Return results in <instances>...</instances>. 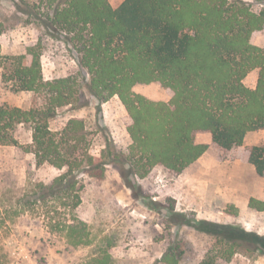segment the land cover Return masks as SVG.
Wrapping results in <instances>:
<instances>
[{
    "label": "trees",
    "instance_id": "16d2710c",
    "mask_svg": "<svg viewBox=\"0 0 264 264\" xmlns=\"http://www.w3.org/2000/svg\"><path fill=\"white\" fill-rule=\"evenodd\" d=\"M0 33L31 27L36 42L17 55L4 56L0 45L2 82L12 91L32 92L29 109L0 105V147L17 145L14 133L28 125L29 152L36 164L64 170L49 183H38L17 205L23 211L42 208L52 231L67 242L87 244V227L75 211L82 203L84 177L103 179L106 167L116 168L124 184L161 168L177 177L197 162L208 145L196 143L208 133L212 145L227 154L243 145L249 133L264 131V49L253 44L264 30V4L255 9L244 0H8ZM65 43L81 79L73 76L45 81L41 58L46 40ZM258 70L254 88L244 79ZM159 83L172 92L167 102H154L133 92L136 85ZM98 105L117 96L131 123L127 153L106 140L99 159L89 153L81 119L71 118L60 132L50 127L60 108ZM258 177L264 178V143L244 150ZM249 208L264 212V202L250 199ZM185 225H189L186 222ZM216 238L221 249L208 251L199 264L230 262L236 248L260 250L264 236L241 228L199 222L190 224ZM181 242L172 244L161 263L179 264Z\"/></svg>",
    "mask_w": 264,
    "mask_h": 264
},
{
    "label": "rangeland",
    "instance_id": "374dc122",
    "mask_svg": "<svg viewBox=\"0 0 264 264\" xmlns=\"http://www.w3.org/2000/svg\"><path fill=\"white\" fill-rule=\"evenodd\" d=\"M117 7L122 0H108ZM260 9L264 0H244ZM2 12H10V2L1 0ZM3 12V13H4ZM31 27H13L0 33L4 56L17 55L36 42ZM41 58L45 81L73 76L81 79L71 49L61 41L47 39ZM253 44L264 49V30ZM0 68V105L29 109L32 92L12 91L2 82ZM258 70L251 71L244 84L254 88ZM133 92L154 102H167L172 92L159 83L136 85ZM89 106L58 110L51 121L54 132H60L71 118L81 119L87 131L89 153L99 159L106 140L113 141L127 153L130 140L127 127L131 120L117 96L98 105L87 95ZM264 132L249 133L239 148L230 153L219 152L208 133H199L196 143L208 145L206 153L177 177L156 168L145 179L135 180L129 189L118 170L106 167L103 179L84 177L82 203L75 211L87 227V244L74 247L64 233L52 231L44 212L23 211L17 202L38 183H49L64 170L37 165L29 152L32 132L28 125L17 127V145L0 147V264H163L168 248L180 241L185 252L179 264H199L208 251L220 255L221 243L206 233L189 226L199 222L230 225L264 236V212L249 208L250 199L262 191L264 178L257 176L248 163L247 146L262 145ZM189 222V225H185ZM218 264H264L260 250L247 251L238 246L230 262Z\"/></svg>",
    "mask_w": 264,
    "mask_h": 264
},
{
    "label": "crops",
    "instance_id": "0c3cea01",
    "mask_svg": "<svg viewBox=\"0 0 264 264\" xmlns=\"http://www.w3.org/2000/svg\"><path fill=\"white\" fill-rule=\"evenodd\" d=\"M122 2V1H121ZM120 2V3H121ZM119 3V4H120ZM260 132H264L263 130H260ZM264 134V133H263ZM193 165V164H192ZM262 187V191L261 193H259L258 195L257 194H253V197H256L258 199H263L264 200V184L261 186Z\"/></svg>",
    "mask_w": 264,
    "mask_h": 264
}]
</instances>
